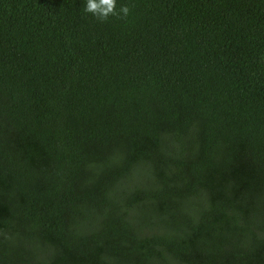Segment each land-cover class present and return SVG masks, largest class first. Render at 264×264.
Listing matches in <instances>:
<instances>
[{"label":"trees","instance_id":"trees-1","mask_svg":"<svg viewBox=\"0 0 264 264\" xmlns=\"http://www.w3.org/2000/svg\"><path fill=\"white\" fill-rule=\"evenodd\" d=\"M0 0V264H264V0Z\"/></svg>","mask_w":264,"mask_h":264},{"label":"clouds","instance_id":"clouds-1","mask_svg":"<svg viewBox=\"0 0 264 264\" xmlns=\"http://www.w3.org/2000/svg\"><path fill=\"white\" fill-rule=\"evenodd\" d=\"M84 11L92 14L99 21L105 22L110 16L126 18L130 8L122 5L117 10V0H85Z\"/></svg>","mask_w":264,"mask_h":264}]
</instances>
